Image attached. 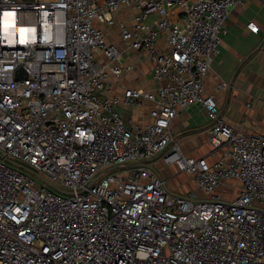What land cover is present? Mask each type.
I'll list each match as a JSON object with an SVG mask.
<instances>
[{
    "label": "built area",
    "instance_id": "built-area-1",
    "mask_svg": "<svg viewBox=\"0 0 264 264\" xmlns=\"http://www.w3.org/2000/svg\"><path fill=\"white\" fill-rule=\"evenodd\" d=\"M243 2L0 0V153L58 188L0 157V264H264V131H235L204 87ZM122 6L130 21L114 19ZM146 62L154 88L123 84ZM146 104L143 125L120 112ZM194 104L209 120L202 156L171 129ZM157 156L189 174V193L170 190Z\"/></svg>",
    "mask_w": 264,
    "mask_h": 264
},
{
    "label": "crops",
    "instance_id": "crops-1",
    "mask_svg": "<svg viewBox=\"0 0 264 264\" xmlns=\"http://www.w3.org/2000/svg\"><path fill=\"white\" fill-rule=\"evenodd\" d=\"M132 16L133 10L129 6H122L113 13L116 21H130ZM249 22L258 26L256 32L247 27ZM224 25L226 32L220 44V51L205 79V92L215 95L221 117L235 131L244 134L263 132L264 0H244L231 10ZM97 26L109 32L108 39L119 38L117 26L107 28L101 23ZM150 70V63H136L132 76L124 80L123 84L154 88ZM149 108L150 104H146L132 111L120 109V112L126 122L129 114H132L134 122L143 125L152 120L148 113ZM208 124V117L199 104L188 106L172 120L174 138L184 154L189 156L208 154L211 150L206 138ZM147 163L155 169L160 164L170 166L166 165L160 156L148 160ZM156 171L165 179L159 170ZM187 189L182 193H189L191 189Z\"/></svg>",
    "mask_w": 264,
    "mask_h": 264
},
{
    "label": "rangeland",
    "instance_id": "rangeland-1",
    "mask_svg": "<svg viewBox=\"0 0 264 264\" xmlns=\"http://www.w3.org/2000/svg\"><path fill=\"white\" fill-rule=\"evenodd\" d=\"M194 156H198V155H194ZM208 160L210 161V158H208ZM156 169L159 170L162 176L165 177L166 184L171 191H174L176 193H182L187 191L188 190L187 188L189 189L193 188L192 184L190 183L191 182L190 176L186 171L178 172L177 168L174 165L165 167L164 165L161 164L157 166ZM34 176L36 177V175Z\"/></svg>",
    "mask_w": 264,
    "mask_h": 264
},
{
    "label": "water",
    "instance_id": "water-1",
    "mask_svg": "<svg viewBox=\"0 0 264 264\" xmlns=\"http://www.w3.org/2000/svg\"><path fill=\"white\" fill-rule=\"evenodd\" d=\"M0 157L4 158L7 162H9V163H11V164H14V165H16V166H19V167H21V168H23V169H25V170L31 172L32 174L36 175L37 177H39V178H41V179L47 181L52 187H54L55 189L58 190V188H57L52 182H50L49 180H47L46 178H44L41 174H39V173H37L36 171L32 170V169L29 168L28 166H25V165H23V164H21V163H19V162H16V161H14V160H12V159H9V158L5 157V156H4L3 154H1V153H0Z\"/></svg>",
    "mask_w": 264,
    "mask_h": 264
}]
</instances>
